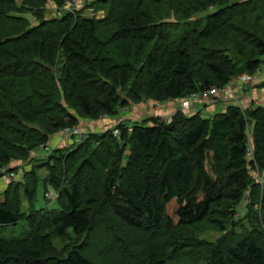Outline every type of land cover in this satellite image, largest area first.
Wrapping results in <instances>:
<instances>
[{"label": "trees", "instance_id": "16d2710c", "mask_svg": "<svg viewBox=\"0 0 264 264\" xmlns=\"http://www.w3.org/2000/svg\"><path fill=\"white\" fill-rule=\"evenodd\" d=\"M76 1L23 0L19 10L0 0V168L27 166L0 192V226L28 227L20 238H0V264H93L85 239L110 226L139 240L174 239L183 264H264V183L253 175L264 171V105L244 106L233 91L227 100L199 102L224 103L214 115L179 106L169 118L121 121L117 137L113 126L42 155L53 135L80 120L235 90L237 77L257 76L264 0H83V9L106 12L102 20L66 9ZM48 2L59 11L50 18ZM197 14L206 15L191 21ZM39 184L44 198L57 193L55 208L34 209ZM242 203L246 224L236 233ZM210 230L222 235L200 240ZM56 238L65 242L61 251ZM168 244L149 251L147 262L166 264Z\"/></svg>", "mask_w": 264, "mask_h": 264}, {"label": "rangeland", "instance_id": "374dc122", "mask_svg": "<svg viewBox=\"0 0 264 264\" xmlns=\"http://www.w3.org/2000/svg\"><path fill=\"white\" fill-rule=\"evenodd\" d=\"M15 3L17 4V9L21 10L24 8L23 5V0H13V5H15ZM72 8H76L77 10H79L82 16L86 17V18H95L98 20H102L105 18L106 16V12L104 11H99V10H93V8H87V9H83V1L79 0L77 3H74L73 7L68 6L66 9L71 10ZM59 11L56 10V7L54 6L53 2H48L45 5V9H44V14L45 16H47L48 18H50L51 16H54L56 13H58ZM25 14V16L27 17V20L29 21L30 25L33 26L35 24H37V17H35V14L33 13H23ZM206 14H197L194 15L191 19L192 20H196L198 18H201L203 16H205ZM261 70L259 71L258 76L262 73H264V58H263V63L261 66ZM260 78V77H259ZM262 81H260L258 79V81L255 82L256 87L263 89L264 86H262V82L264 83V79H261ZM234 86H230L228 87V89H233ZM169 102L165 103L164 105H168ZM171 103V102H170ZM175 104V103H174ZM179 106H181V102H178ZM201 103H196L195 106H199L201 105ZM152 102H142L140 104L137 105H130L128 107V114L130 113V115L135 118L138 119V121L140 120L142 114H140L141 112L143 113L144 111L142 110H148L149 108H151ZM173 104L169 105V106H165V107H171L173 109ZM180 108V107H179ZM177 106L175 108L174 111H176ZM184 111V110H183ZM194 112V111H193ZM148 118V117H147ZM123 121V116L119 115L116 116L114 118L109 119L108 117H102L99 120H88V121H82L80 120L79 125L77 126L79 130L85 131L83 128H86L89 130L90 132H96L98 130L99 133H102V131H107L108 129H110L111 127H113L114 125H117L119 122ZM143 121V120H142ZM140 122V121H139ZM87 130V131H88ZM58 135H53L54 139H58V138H65V136L61 133V132H57ZM77 141L73 144V145H68V146H64L63 148L66 149H71L73 147H75L77 145ZM45 153H47V151L43 152L42 151V155H45ZM37 164L40 163L39 160L36 161ZM36 162H33L36 164ZM22 164V163H21ZM19 164H15L13 166H19L21 165ZM24 164V163H23ZM36 170L38 171V174L40 177H43V174L45 173V169L44 168H36ZM19 180V179H18ZM16 180V181H18ZM6 183L7 181H2L0 180V192L1 190H4L6 188ZM264 185V184H263ZM44 193V189L42 187L41 184L38 185L37 187V198L36 201L34 202V209L38 210L41 209L43 207H56V203L53 202L52 204H49V202H47L43 196ZM18 201L20 202V209L22 212L24 213H28V207H29V203L26 201V198L23 194V192L20 190L19 192V196L17 197ZM245 204L242 203L239 208L237 209V214H236V218L234 219L235 222H238L236 227H234V231L236 233H239L241 231V226L243 224H246L245 221H240L239 218H241L244 213H245V208H244ZM238 219V220H237ZM27 223L26 221H21L16 225H11V226H0V238H6V239H11V238H20L22 237L26 231H27ZM110 231V235L107 234L105 231H100V230H93L92 234L90 236V238L85 239L87 241V243H85V240H75L72 241L75 244H84L85 247V252L86 254L91 258L93 264H134V263H145V264H149L147 262L148 259V252L152 251V249L156 246V245H160L162 243H165L168 240V247L163 250V255L164 260L166 261V264H183L185 263L184 261H186L185 259H181L182 256L185 254L182 250L180 251V249H176L175 246H171L172 244H174L173 242H175V240H169V238L167 239L166 236H157L154 237L153 235H149V236H144L141 238V240L134 238L133 236H127L126 234H124V232L117 231L116 229H114L113 227H109V229H107ZM95 235V236H94ZM222 234L220 233H216L212 230H210L209 232L205 233V234H201L199 235L200 240H204V241H208V242H214L217 240V238H219ZM53 244L56 247V249H58L59 251H61L64 247H65V242L62 239L56 238L53 239ZM179 242L177 241V244ZM128 246L127 248L123 247L124 245ZM181 245V244H180ZM126 249V251L124 250ZM146 251V253L144 254V252ZM181 252V254L179 253ZM180 260V261H179ZM188 263V262H187Z\"/></svg>", "mask_w": 264, "mask_h": 264}, {"label": "built area", "instance_id": "2783aa9c", "mask_svg": "<svg viewBox=\"0 0 264 264\" xmlns=\"http://www.w3.org/2000/svg\"><path fill=\"white\" fill-rule=\"evenodd\" d=\"M79 0H77L75 3H77ZM83 1V0H82ZM70 6V5H68ZM67 8V6H66ZM256 76H249V75H243L240 77H237L234 81L233 84L235 83V87H242L244 85L251 84L255 81ZM233 89H228L226 87H223L221 89L219 88H212L208 91L202 92L201 95L199 96H192L191 98L187 100L180 101L181 102V108L184 110H187L190 108V105L194 102L199 103L201 100H207L211 102H218L220 100H227L230 97H233ZM105 117V116H102ZM61 133L65 136V139H72L75 138L77 143H80L82 140H84L87 136V133L85 131L79 130L77 126L71 127L69 129H63ZM113 136L117 137L119 135V129L114 126L112 130ZM50 144L47 143L46 147L44 148V151H47L44 156L49 155L52 150L50 149ZM35 153L32 152V156H34ZM247 158L252 160L254 158L253 154V149L250 144L247 145ZM27 166H25V163L22 165H19L17 170H14L13 168L15 167H5V168H0V180H4L7 182L13 181V180H18L21 178L22 172L25 170ZM255 176V179L258 183L261 185L264 183V171L261 173H253ZM45 198L50 201L54 202L57 198V193H52V192H47L45 194Z\"/></svg>", "mask_w": 264, "mask_h": 264}, {"label": "crops", "instance_id": "0c3cea01", "mask_svg": "<svg viewBox=\"0 0 264 264\" xmlns=\"http://www.w3.org/2000/svg\"><path fill=\"white\" fill-rule=\"evenodd\" d=\"M260 77V78H259ZM258 79L260 81H262L261 79H264V73L261 74V76L257 75L255 78V81L252 83L251 86L246 87V88H242V87H236L235 88V94L237 97H239L243 103L244 106H248L250 103L254 104L255 106H263L264 105V88H258L256 87L255 82L258 81ZM175 103V104H174ZM206 102H203V104ZM173 104V109L175 110L176 106L179 107L178 101L177 102H169L168 105H157V106H152L151 108H149L148 110H142L144 111L143 113L141 112L140 114H142L141 118H140V122L142 120H144L147 117H151V116H155V117H164V118H169V116L172 114V112L174 111L171 107H165V106H169ZM203 104L199 105L198 107L195 106L196 104L192 105L190 107L191 111H198L201 110L200 112L201 115L203 117H208L209 114L210 115H214L218 112H221L225 109V104H219L217 106H214V108L212 106L207 105L206 107H203ZM205 105V104H204ZM184 111H188L184 110ZM123 121H125V123L128 126H131L134 123H138V119L133 118L130 113L128 114V110L125 111L123 114ZM115 126V125H114ZM85 130V132L88 134L89 130L86 128H83ZM88 130V131H87ZM100 132V131H99ZM98 130L96 132H90V133H99ZM104 132V131H102ZM58 135V134H56ZM76 139H61V138H56L54 139V137L49 141L51 150L54 149H63L64 146H68V145H73L75 143Z\"/></svg>", "mask_w": 264, "mask_h": 264}]
</instances>
